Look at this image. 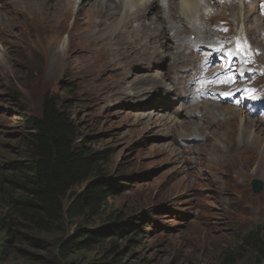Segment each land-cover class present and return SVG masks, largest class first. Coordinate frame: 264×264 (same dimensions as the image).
Returning <instances> with one entry per match:
<instances>
[{
    "label": "rangeland",
    "instance_id": "374dc122",
    "mask_svg": "<svg viewBox=\"0 0 264 264\" xmlns=\"http://www.w3.org/2000/svg\"><path fill=\"white\" fill-rule=\"evenodd\" d=\"M116 1L115 12L110 16L117 19L113 24L119 25L112 33H100L89 15L77 7L72 11L65 24L71 29L78 24L76 18H86V24L77 28L84 35L74 41L75 51L68 68L48 78L47 48L51 39L46 30L40 29L32 5L38 2L47 14L59 13L61 2L0 0V169L19 157L25 133L21 118L40 115L45 96L54 95L62 107L64 102L69 105L81 134L89 139L92 148L107 152L104 178L115 187L109 207L121 216L119 223L129 224L125 225L128 238L120 240L127 251L126 259H147L155 264H220L228 250L244 246L237 264H264V255L253 250V244L244 242L252 233L264 241V155L260 153L264 135L260 134L258 145L255 143V149H251L240 134V117L248 124L251 121L258 125L253 129H264V105L256 114L261 123L244 117L246 113L239 109L234 111L240 113L235 122L227 123L224 117L229 114L223 109L213 108L210 114L205 109L207 102L203 104L195 97V79L200 82L209 53L192 50L196 46L216 47L225 39L236 43L240 38L253 52L262 49L264 53V19L261 22L259 18V12H264V0H213L209 17L204 13H174L175 21L168 23L170 42L168 38L166 41L175 44V49L170 53L166 49L161 56L166 63L146 60L144 65L139 63L143 60L138 59L131 43L135 40L148 44L147 35L151 30L157 33L158 24H164L170 13L169 0H162L163 6L155 0L157 9L144 16L150 17L145 35L141 34L143 27L134 18L136 15L125 19V12L120 18L122 9H117L120 1ZM121 1L127 2V11L133 4H146L141 0ZM174 1L181 4L180 0ZM198 1L202 9L207 7V0ZM75 2L79 5L80 1ZM106 24L103 28L108 27ZM178 29L182 34L178 37L181 47H177L174 37ZM67 36L65 32L55 38L60 49L66 47ZM124 37L128 38L126 44ZM156 37L151 38L149 46L145 45L152 49L149 55L165 49L151 48L161 41ZM106 39H117L121 51L107 59L93 57L89 48L101 46ZM229 51L233 55H227ZM228 52L218 50L215 56L221 69L242 60L238 48ZM179 54L182 60L178 74L188 85L186 97H180L179 92L184 89L180 83L173 86L172 77L161 88L145 85L148 79L154 80L163 72L170 75L168 62ZM131 62L137 64L129 74L127 65ZM142 87L147 90L136 95ZM201 111H208L205 119L197 117L199 113L203 115ZM170 117L193 121L189 120L191 124L186 123L187 127L181 130L174 123H165ZM207 134L214 137L210 148L203 145ZM234 146L235 150L229 151ZM211 150L217 153L216 159L226 175L219 172L218 163L211 162ZM254 181L263 184L261 192L251 189ZM245 188L247 193L243 194ZM88 220L86 226L91 229L105 225L98 219ZM85 253L89 258L97 256L95 252Z\"/></svg>",
    "mask_w": 264,
    "mask_h": 264
},
{
    "label": "trees",
    "instance_id": "16d2710c",
    "mask_svg": "<svg viewBox=\"0 0 264 264\" xmlns=\"http://www.w3.org/2000/svg\"><path fill=\"white\" fill-rule=\"evenodd\" d=\"M64 103L48 94L40 115L21 118L19 157L0 169V264H155L126 259L120 240L129 224L109 207L107 152L92 148ZM88 219L105 225L91 229ZM244 242L264 255L258 235ZM242 250H228L220 264H237Z\"/></svg>",
    "mask_w": 264,
    "mask_h": 264
},
{
    "label": "bare ground",
    "instance_id": "6f19581e",
    "mask_svg": "<svg viewBox=\"0 0 264 264\" xmlns=\"http://www.w3.org/2000/svg\"><path fill=\"white\" fill-rule=\"evenodd\" d=\"M36 1H39V2L40 1H42V2H49L50 0H24V3L25 2H34L35 3ZM57 1L58 2H61L59 4V5H61L59 7L60 10H58L61 13L60 12L59 13L50 12V13L47 14L48 11L46 9H45V11H43V9H42V6L43 5L42 4L36 2L35 5H32V6H34L33 8H35L34 9L35 10V17L38 20V23L40 25V29L42 31H45L46 30V32L48 33V35H49V37L51 39L50 42H49V46L47 48V55H49V57L47 58V68H48L47 69V74H49V76L47 75L48 78H52L55 75H58L61 71L66 70V68H68V66L70 64V59H71V57H72V55H73V53L75 51L74 41L77 39L78 36L84 35V34H82V32H84V31L82 29L80 30V29H77V28L79 26H82V25L86 24V18H82V17L76 18V20L78 21V24L77 25H73L71 29H69V27L65 24L68 21L69 16L72 15V11L76 7H77V9L79 11L85 12L87 16L89 15V18H90L91 22H93V24L95 26H98V29H96V30H98L100 33H104L105 31L106 32L107 31L108 32L110 31V33H112L114 30H116L117 26L119 25V24L118 25H114L113 23H115V21L117 19L114 20L110 16L111 13L115 12L114 11V4L118 2L116 0H86L88 3H84V4H82L81 0H79L80 1V2H78L79 5H77V2H75V0H53V1L51 0V3H54V2L56 3ZM119 1L120 2L117 4V9H120V8L122 9V11H120L121 14H122V16H120V18L122 19L123 16H125V12H126L125 19H127L130 15L131 16L136 15L134 18L137 21H139L140 28L143 27L141 29V34H143L147 30L146 28L149 26L148 22L150 21V17H148L147 19H145L144 16H146V15L150 16L149 15L150 12L157 9V6L158 5L155 2V0H141V1L146 2V4L143 3V6H139L138 5L139 3L133 4V5H131V7L129 6L130 9H131L130 11H127L126 10L125 3H127V2L124 3V1H121V0H119ZM212 1L213 0H207V7L202 9V7H200V3H199L198 0H180V3L181 4H179V5L174 0H169V2H168V10H170V13L167 15V18L164 20V24H162L160 22L158 24L159 30L157 31V33H152V30H151L150 33L146 37V41H147L148 44H150L151 38H153L154 36L159 37L161 39L160 43H158V44H152V46H154V47H151V48H154V49L155 48H162V49L165 48V49L164 50L157 49L154 52L153 55H149L150 54V51L149 50H152V49H149V48L146 47L148 44L146 45V43H140V42H136L134 40L133 43H131V45L134 46V49H135L134 52H136V55L138 56V59L143 60V61H140L139 63L142 62L143 63L142 65H144V63H145L146 60H147V62H150V63H152V62H158V63H160V61H163V63H166L165 58L164 57H161V56L162 55L164 56V54L166 53V51H165L166 49H168L169 53H170L171 50H174L175 49V48H173V46L175 44L169 43L170 40L168 38V34H169L168 27L170 25L168 23H171L172 24L175 21V19H173V17H172L174 15V13H177L179 11H183V12L186 11V12L191 13V14H197L198 12H200V13L206 14V16L209 17L208 14L210 12H212L211 11ZM127 5H129V4H127ZM141 7H143V8H141ZM159 9H162V7L159 6ZM147 10H148V12H147ZM119 13H117V15H119ZM76 16H78V14H76ZM159 16H160V19H161V15H159ZM179 17H181V15ZM259 18H260V20L262 22V19H264V12H262V11L259 12ZM148 19H149V21L147 22L146 20H148ZM130 20H132V19H130ZM108 21L111 22V23H109ZM106 23L107 24L109 23L108 24V27L107 28H103V25L106 24ZM124 23L125 22H123L122 25H125ZM135 29H137V28H135ZM65 32L68 33L66 47H64V49L63 48L60 49L57 46V44L55 43L56 42L55 38L56 37H61ZM145 34H147V32H145L144 35ZM181 35H182L181 34V29H178L174 33V37L176 39L177 47H181L182 46L181 44H178V40H179L178 37L181 36ZM123 36H125V35H123ZM124 38L126 39V41H123L124 42L123 44H126L128 38H126V37H124ZM166 38H168L169 42L166 41ZM112 39H106L105 43H103L101 46H98V47H90L89 48V52L91 53V55L93 57H96V58H102V57H104V58L107 59V58H110V56L116 55V53H119L121 51V46L118 44L117 39L116 40H112ZM120 39H123V38H120ZM122 47H124V46H122ZM128 47H129L128 45L125 46V49L128 48ZM147 49H148V51H147ZM192 50H193L194 53H198L199 50H201V52L202 51H205L206 53H212V52L217 53L216 52L217 51V47H213V46H209V45H208V47H202V48H198V49H197V46H196ZM172 53H173V51H172ZM158 57H161V58H158ZM181 60H182V57H181L180 54L179 55H176L174 58L171 56V60L168 62L169 63V66L168 67H171L170 68L171 69V74H170L171 76L168 73L163 72V73L160 74L159 77H157L154 80L151 79V81H149V79L147 78L148 81L146 82L145 85H149L152 88H161L162 87V84H164L167 80L170 79V77H172L171 84L173 86L176 85V84H179V83L182 84V87H183L184 91H180L179 92L180 97L181 98L186 97L187 96V89H188L187 86L188 85H186V82L183 80L182 76H181V80H180V77H179V74H178L179 71H180V65H179V63L181 62ZM136 64L137 63H132L131 62V63H129L127 65V69L129 71V74H130L131 68L134 65H136ZM215 65H216L215 62L212 63V65L209 67V70L215 71V68H213ZM45 70H46V68H45ZM246 73H247V69L245 67L239 66V68H238V74H246ZM226 75H230V76H233L234 77L233 73L230 70L227 71V74ZM45 76H46V74H45ZM142 80H141V82H142ZM236 81L237 80L234 78V81L231 84L236 83ZM146 90L147 89L145 87H142L138 91V94H136V95H141ZM116 92H118V91H116ZM163 92L165 93L166 90L163 89L162 90V93ZM206 102L207 103L205 104V109H207V106L206 105H210V103H214V102H209V101H206ZM154 106L157 108V106H159V104L154 105ZM201 113H203V111H201ZM239 114L240 113L237 112V116ZM207 115H208V111H206L205 113H203V115H201L199 113L197 115V117L202 116L201 119H205L207 117ZM240 119H241L240 134L242 135L243 138H245L246 141H248V143H249L248 146L251 149H253V148L255 149V147H256L255 143L258 145V142L257 141L259 140L260 134L261 135L262 134L264 135V129H259V128H257V130L256 129H253V128H255L258 125H253L251 123V121H249V124H248L247 123V120L245 118H243V117H240ZM189 120L190 121H193L191 119H187L186 121H183V120L182 121H179V120L176 121L175 117H173V118L170 117L165 123L171 122L170 125L172 123H174L175 125H177L176 127H179L182 130V128L187 127V124L186 123H190V122H188ZM197 120H198V118H197ZM156 123H157V121L155 122V124ZM223 126L226 127V125L224 123H223ZM203 140H205L204 143H203V145L210 148L211 145H212V143H213V141H214V137H212V136H210V135L207 134L206 137H204ZM229 144L230 143H228L227 145H229ZM251 146H253V147H251ZM234 150H235V146H234V149L233 150H229V151H234ZM260 153L263 156L264 155V149H260ZM216 156H217V153L214 150H211V156H210L211 159H212L211 162L213 164L214 163H218L219 172L225 174V172L223 171V169L220 168L219 162H218V159H216ZM211 162H209V163H211ZM259 167H262V164L261 165L259 164ZM238 185L239 186H244V185H240V184H238ZM237 191L240 192L239 189ZM242 193L243 194L244 193H247L246 188H245V190Z\"/></svg>",
    "mask_w": 264,
    "mask_h": 264
},
{
    "label": "clouds",
    "instance_id": "9594fccd",
    "mask_svg": "<svg viewBox=\"0 0 264 264\" xmlns=\"http://www.w3.org/2000/svg\"><path fill=\"white\" fill-rule=\"evenodd\" d=\"M163 4L164 2L162 0H159V5L163 6ZM228 48L230 49V47ZM239 66L245 67L247 69V73L238 74ZM230 71L233 73L234 78L237 80L236 83L228 84L221 82L220 84L222 90L217 92L218 94H224L227 97L213 98V99L206 98L204 100H201L202 103L205 104L206 101L214 102L208 105L207 109L209 110V112L213 110V108H217L219 110L223 109V111L227 112L229 114L227 117L225 116L227 123L235 122L238 120L239 116H237V114H234V111L238 109L241 110L240 111L241 113L245 112L247 114V115L243 114L244 117L247 116L248 119H254L259 121L260 119H258L256 115L250 113L248 107L244 105L242 106L241 104L245 99L247 102L248 101H250V103L253 102L251 106L252 107L255 106L257 109H259L261 105H264V83L262 82V79L264 77V53L262 49L261 51L260 49H258L256 52H253L249 46L247 49L244 50L242 54V60L238 62L237 61L234 62L231 65ZM224 78L225 75L220 78V81H222ZM238 89H240L241 91H238ZM243 90H249V91L246 92ZM251 90H255V91H251ZM229 93H231V95H229ZM248 95L250 96L253 95L254 97H258V99L248 100L245 98ZM262 111H264V109H262ZM251 187H252L251 189L254 191L253 184L251 185Z\"/></svg>",
    "mask_w": 264,
    "mask_h": 264
},
{
    "label": "snow or ice",
    "instance_id": "6c2138e0",
    "mask_svg": "<svg viewBox=\"0 0 264 264\" xmlns=\"http://www.w3.org/2000/svg\"><path fill=\"white\" fill-rule=\"evenodd\" d=\"M227 55H229V56L230 55H233V52L232 51H229L227 53ZM214 78H215V74H214ZM233 81H234V77L233 76L226 75L225 78L221 82L231 84V83H233ZM238 91H241V90L238 89ZM243 91H246L247 92L249 90H243ZM251 91H255V90H251ZM229 95H231V93H229ZM245 98L246 99H258V97H253V96H250V95L246 96Z\"/></svg>",
    "mask_w": 264,
    "mask_h": 264
},
{
    "label": "water",
    "instance_id": "95a60500",
    "mask_svg": "<svg viewBox=\"0 0 264 264\" xmlns=\"http://www.w3.org/2000/svg\"><path fill=\"white\" fill-rule=\"evenodd\" d=\"M263 188V184L260 181H254L253 183V189L256 193L260 192ZM259 262V258L257 259Z\"/></svg>",
    "mask_w": 264,
    "mask_h": 264
}]
</instances>
